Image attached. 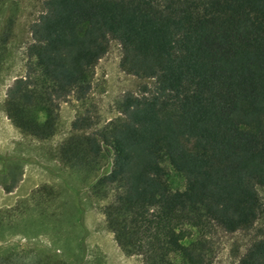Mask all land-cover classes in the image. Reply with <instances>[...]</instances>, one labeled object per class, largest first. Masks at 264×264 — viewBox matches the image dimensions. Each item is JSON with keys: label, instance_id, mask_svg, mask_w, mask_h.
I'll list each match as a JSON object with an SVG mask.
<instances>
[{"label": "trees", "instance_id": "trees-1", "mask_svg": "<svg viewBox=\"0 0 264 264\" xmlns=\"http://www.w3.org/2000/svg\"><path fill=\"white\" fill-rule=\"evenodd\" d=\"M30 34L25 74L3 103L22 135L56 134L59 103L88 96L111 40L122 71L154 80L152 92L125 94L99 130L75 119L56 148L93 198L110 199L101 213L123 254L213 264L216 229L264 216V0H45ZM20 162L0 157L5 192ZM167 168L182 190L170 189ZM237 264H264V239Z\"/></svg>", "mask_w": 264, "mask_h": 264}, {"label": "rangeland", "instance_id": "rangeland-1", "mask_svg": "<svg viewBox=\"0 0 264 264\" xmlns=\"http://www.w3.org/2000/svg\"><path fill=\"white\" fill-rule=\"evenodd\" d=\"M44 1L3 0L0 6V116L21 135L9 137L14 143L3 144L0 157L22 158L17 170H27L25 195L9 196L0 204V264H142L139 257L122 253L105 226L101 209L110 199L93 198L88 187L62 166L56 148L71 134L75 119L88 116L91 126L86 132L99 130L120 116L117 103L125 94L140 96L144 88L152 92L154 80L122 71L120 46L111 40L95 65L88 96L80 101L70 96L59 103L57 132L51 139L22 135L3 110L8 88L25 74L30 28L42 14ZM166 179L171 190L184 188L182 176L171 168ZM2 182L11 184V179L0 176ZM258 192L264 202V189ZM212 239L213 264H237L253 242L264 239V216L233 233L216 229Z\"/></svg>", "mask_w": 264, "mask_h": 264}, {"label": "crops", "instance_id": "crops-1", "mask_svg": "<svg viewBox=\"0 0 264 264\" xmlns=\"http://www.w3.org/2000/svg\"><path fill=\"white\" fill-rule=\"evenodd\" d=\"M4 120L6 121V118L0 116V132H5L4 135L0 133V153L4 149L2 146L3 144L12 145L14 143L13 140L9 139V137H13V139H16L17 137H21V135L17 134L10 125H8L9 126L8 127ZM24 171L25 173L22 172L20 179L17 181L15 187L10 192H5L2 184L0 183V204H2L3 199H7L9 196H13L15 199V198L23 197V195H25L23 194V190L26 189L25 179L27 177V170L25 169Z\"/></svg>", "mask_w": 264, "mask_h": 264}]
</instances>
